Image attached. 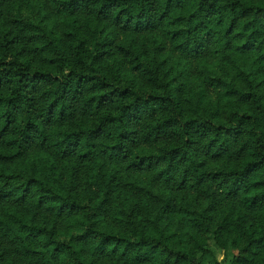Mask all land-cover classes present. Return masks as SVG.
Returning a JSON list of instances; mask_svg holds the SVG:
<instances>
[{
    "label": "trees",
    "instance_id": "1",
    "mask_svg": "<svg viewBox=\"0 0 264 264\" xmlns=\"http://www.w3.org/2000/svg\"><path fill=\"white\" fill-rule=\"evenodd\" d=\"M0 264H264V0H0Z\"/></svg>",
    "mask_w": 264,
    "mask_h": 264
},
{
    "label": "rangeland",
    "instance_id": "2",
    "mask_svg": "<svg viewBox=\"0 0 264 264\" xmlns=\"http://www.w3.org/2000/svg\"><path fill=\"white\" fill-rule=\"evenodd\" d=\"M233 253L234 251L232 249H227L226 251L216 249L213 256V261L220 263L227 262Z\"/></svg>",
    "mask_w": 264,
    "mask_h": 264
}]
</instances>
